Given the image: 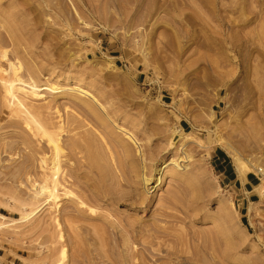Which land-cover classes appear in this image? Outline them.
I'll use <instances>...</instances> for the list:
<instances>
[{
	"label": "rangeland",
	"instance_id": "rangeland-1",
	"mask_svg": "<svg viewBox=\"0 0 264 264\" xmlns=\"http://www.w3.org/2000/svg\"><path fill=\"white\" fill-rule=\"evenodd\" d=\"M11 26L36 33L16 45L5 30ZM11 63L26 78L34 67L42 85L77 86L94 97L117 127L139 140L145 161L137 156L129 164L138 167L131 189L116 185L111 170L105 185L125 196L121 205L105 206L106 197L92 192L99 188L96 174L85 168L69 179L73 195L66 197L41 173L17 172L36 168L40 155L25 146L23 131L4 128L0 117V214L25 220L0 231V264H264V240L257 237L264 236V199L257 190L264 182L257 170H264V0H0V95ZM240 110L252 124L250 138L230 134ZM62 115L107 134L78 110L66 108ZM178 129L195 133L197 142L181 146ZM83 137L80 130L62 139L77 142L76 151L66 152L85 162ZM184 154L193 158L184 161ZM162 161L168 173L155 190ZM176 162L188 167L176 169ZM143 166L153 177L147 187ZM176 170L202 177V192L175 180ZM248 178L253 186L246 189ZM146 191L151 202L132 209L127 200L140 201ZM74 196L97 214L79 213ZM252 203L259 204L256 215ZM103 215L120 226L134 224L128 249L107 227L103 250L90 226ZM217 218L235 237V249L220 258L204 242L207 235L217 241Z\"/></svg>",
	"mask_w": 264,
	"mask_h": 264
},
{
	"label": "bare ground",
	"instance_id": "bare-ground-1",
	"mask_svg": "<svg viewBox=\"0 0 264 264\" xmlns=\"http://www.w3.org/2000/svg\"><path fill=\"white\" fill-rule=\"evenodd\" d=\"M13 42L16 45L22 43L25 36L31 33H36V31H30L29 29H21L18 27H9L5 29ZM24 43V42H23ZM22 43V44H23ZM21 66H16L10 64V70H6L5 73L10 74V79L3 78L1 80L2 93L0 95V117L5 118V127L12 128L15 130H21L24 132L25 136L20 137L25 146L33 153L39 154L38 164L36 168H29L25 166L19 167L17 172H21L24 169H33L35 172L41 173L44 179L50 181L54 185V189L61 186L64 188V195L67 197L73 195L69 192L67 184L71 181L76 180L83 168L88 169L90 172L95 173L97 176L96 180H93L95 184H98L99 188H96L92 192L98 196L102 195L103 198L106 197L105 206L107 207V202H113L114 204H120L125 196L121 193H115L113 190L109 189L105 185L108 181L109 174L111 170L115 172L113 175V180L121 188L130 187L132 188V181L130 179L133 173L138 172V167H130V163L133 166L136 164L137 156L139 157V162L144 163L145 156L144 152L141 150V145L139 140L132 134L127 133L125 130L116 126L113 117L106 112L105 108H102L94 97L86 93L84 90L77 86L63 87L61 85H42L39 78V74L34 67H29L27 78L25 75H21ZM118 70V69H117ZM60 81L66 80L59 78ZM72 80L67 78L66 81ZM48 95L53 96L51 99ZM57 96H63L66 102H69V106H63L58 100ZM66 108L78 110L83 117L92 118L99 123L100 129L105 131L107 134L105 136L100 133L97 134L95 131L89 130L90 124L81 121L77 116H71L70 120L63 118L62 111ZM81 111V112H80ZM214 110L208 111L209 118L211 121L214 119ZM55 121V122H54ZM233 129L230 132L233 136H243L250 138L253 135V127L249 120L246 118V111L240 110L237 112L232 123ZM117 127L120 133H116L112 128ZM80 130L84 131V141L87 142V154L82 157L85 161H79L71 153H67L66 150H77V142H69L68 144L63 141L65 134H72ZM180 133L181 146H186L189 143L197 142L195 138V133L189 132L185 133L178 129ZM227 132V131H223ZM227 133L222 134L219 138L220 142H223L227 138ZM47 139V143H43L44 139ZM52 146V155L49 157L48 153L50 151L49 146ZM202 153V152H201ZM184 161L190 160L193 157L189 154H184ZM207 157V156H205ZM183 161V160H182ZM14 164V163H12ZM165 162L158 167L157 178L155 183L157 185L153 188L158 189L164 182L165 177L168 172H166L163 165ZM204 163H200L198 170L203 174L205 167ZM174 167L179 169L183 167L179 162H176ZM7 170L14 171L13 168H7ZM145 168L143 166V173L141 175L142 182L144 186L151 185L153 177H147L144 172ZM257 170L262 174L264 180V170L262 168H257ZM174 179L181 182L182 184L188 185L193 190H197V195L202 192L201 184L202 181L193 174V172L180 173L178 170L171 173ZM111 175V174H110ZM59 176L61 178H59ZM70 179V180H69ZM32 188H38L35 181L31 180ZM125 183V184H124ZM89 186V184H87ZM91 187V186H90ZM44 187H42L43 189ZM257 190L261 194V198L264 199V182L260 185ZM134 191V189H133ZM148 192L140 196L141 200L135 196L134 198L127 200L132 205V209L136 210L139 207L146 208L147 202L150 203L148 199ZM76 197L71 200L79 209V213L83 209H87V212L94 216L96 211L91 208L84 201H76ZM258 203H252L249 211L252 214H257ZM231 213L227 216L230 217ZM27 216L26 219H28ZM232 219L235 217H231ZM66 219V218H65ZM99 220H90L92 224L91 230L94 232L95 236L103 243V250L105 249V240L111 235L108 228L113 230L118 236L119 246L121 248H129L130 242L128 236L133 232V223L127 222L124 225H119L118 222L112 221L103 215ZM76 220V219H75ZM221 218H217L214 225L216 228L217 241H215L209 235L204 237V242L207 244L210 251L216 258L223 257L226 252L235 249L234 240L231 230L226 227V224ZM25 220L12 219L3 214H0V231L9 232L14 226H19L23 224ZM64 225L66 228V220H64ZM75 222V221H74ZM95 222H102L103 225L97 224ZM253 227V225L251 224ZM108 227V228H107ZM64 230V229H63ZM126 231V233H124ZM249 234V233H248ZM251 236V234H249ZM258 240L262 242L264 236L261 233L257 234ZM63 239V236H62ZM245 242H248L247 237L244 238ZM250 247V246H249ZM102 250V251H103ZM228 250V251H227Z\"/></svg>",
	"mask_w": 264,
	"mask_h": 264
},
{
	"label": "crops",
	"instance_id": "crops-1",
	"mask_svg": "<svg viewBox=\"0 0 264 264\" xmlns=\"http://www.w3.org/2000/svg\"><path fill=\"white\" fill-rule=\"evenodd\" d=\"M245 187H246V189L248 188V187H252L253 185H252V181L248 178L247 180H246V182H245Z\"/></svg>",
	"mask_w": 264,
	"mask_h": 264
}]
</instances>
